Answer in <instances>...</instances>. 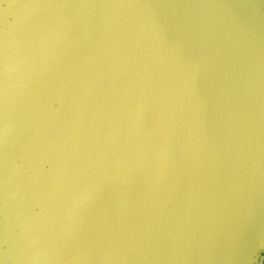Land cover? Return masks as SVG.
<instances>
[{
  "label": "water",
  "instance_id": "95a60500",
  "mask_svg": "<svg viewBox=\"0 0 264 264\" xmlns=\"http://www.w3.org/2000/svg\"><path fill=\"white\" fill-rule=\"evenodd\" d=\"M0 32L51 198L4 264H258L264 0H0Z\"/></svg>",
  "mask_w": 264,
  "mask_h": 264
},
{
  "label": "rangeland",
  "instance_id": "374dc122",
  "mask_svg": "<svg viewBox=\"0 0 264 264\" xmlns=\"http://www.w3.org/2000/svg\"><path fill=\"white\" fill-rule=\"evenodd\" d=\"M2 37H3V34L0 32V42H1L0 43V66L2 67V68L0 67V98L3 95V98L0 99V105H1L0 106V151H1L0 152V157H1L0 158V164H1L0 165V171L3 172V173L0 172V182H1L2 186H5L4 184H6V192L8 193V194L5 193V197H6V200H7V206H5L6 209L5 208L3 209V200L2 199L0 200V215H2L4 213V216H0V234H1L0 236L2 237L0 239V249H2V251H4L5 248L1 244V242L4 239L3 233L6 234V235L8 234V236H9V238L11 240L12 238H14L13 236L16 235V230L20 226L21 227L19 229H22V226L24 224V223L21 224L22 220L26 219V215H27V213L25 212L26 208L24 206H26L30 210V212L32 213L33 218L31 216V220L33 219V221L37 222L39 220H42L43 215H44V209H45V207L47 205L50 204L51 198H50L49 194L47 195L46 189L44 188V190H43V184L41 183V180H39V178L37 176L38 175V172H37L38 170H37L36 164L35 163L31 164V166L29 167L28 173L25 172L26 165H28L29 160H30V156H29V154L27 153V151L24 148H27L30 145H28L29 143L26 142V140L22 139L23 137H20L21 135L22 136L24 135V132H23V129H22L23 127H21L23 122L20 121L19 118L32 117V114H31L30 110H28V108L24 107L25 106L24 105L25 104V98L21 99L19 97V96H22L21 93H24V90L19 89V88H17V90L15 89V80L18 79L19 77L15 73H13L11 68H10V67H12V68L14 67V64H13L14 61H10L11 63L9 62L6 45H5V43H3ZM7 42H8V46L11 47L12 44H11V39L10 38H7ZM2 59H4V60H2ZM1 61L4 62L5 65ZM7 62H8V64H7ZM5 70H7V71H5ZM25 71H27V72L24 75H23V73L20 75V78L22 80H26V78L27 79L31 78V74L27 70L26 67H25ZM8 76H9V78H8ZM22 107L24 108V110L22 112H20ZM40 113H41V111H40ZM39 119H40V123L42 124L43 120L40 117H39ZM15 120L16 121L18 120V124L15 123L16 122ZM2 121H3V123H2ZM42 126H43V128H45L44 124H42ZM11 137L14 138V141H16L17 143L16 142L11 143V141L9 140L8 141L9 142V144H8L9 146L8 147L10 149L7 152V155H4L5 151H2V150L5 149L7 140L10 139ZM15 137L17 139H15ZM21 140H23L22 143H20ZM5 141H6V143H5ZM18 143H19V148H17L18 150H16V146H18ZM19 149L22 150V151L19 152L21 154L20 155L21 157L19 156L20 159L18 157ZM29 151L31 152V150H29ZM2 152H3V155H2ZM16 153H18V154L16 155ZM9 155H10V158H9ZM26 155H28V156L26 157ZM2 156H4V160H6L7 166H8V164L11 163L7 167V173H8L7 175L8 176L6 177V179L8 177H11L10 179H13L14 183H13V181H9V178L7 179L8 181H6V179H5V172L3 171L4 168H3V163H2ZM25 158H27V162H28L27 164H26V159ZM22 159L23 160L25 159L24 162H23ZM8 160H9V162H8ZM1 166H2V168H1ZM17 166H19V167H21L23 169H19V167H17ZM15 170L18 171V172H16ZM33 171L34 172L36 171V172L34 173ZM10 173L13 175L14 178L12 177V175ZM27 174H29V175H27ZM3 175H4V177H3ZM18 179H20V180H18ZM15 181H16V183H15ZM8 185L9 186L12 185V189L16 193L13 191V194H12V191H10L9 187H7ZM14 188H16V189H14ZM20 192L21 193L23 192V193L21 194ZM0 193H1V187H0ZM10 193H11V195H10ZM20 197H22L23 202H24V203L22 202V204L20 203L21 206L19 205V202H18V199ZM7 198H10V199H7ZM13 200H15V201H13ZM10 204L13 207L16 206V207L21 208V209H18V210L11 209L12 207L9 206ZM8 207H10L11 211H10V209H8ZM12 212L14 214H12ZM9 213L12 214L13 216L12 215L9 216ZM15 213H17V214L15 215ZM17 222H18V224H17ZM10 232L13 233V234H11ZM11 242L8 243V247H10V246H12V247H10L8 249H9V251H14L15 250L16 241L13 240ZM13 256L15 257V253H13ZM14 257H12L13 258L12 259L13 262H14V259H15ZM4 262L5 261L3 260L2 256H1V252H0V264H4ZM258 264H264V249L260 253Z\"/></svg>",
  "mask_w": 264,
  "mask_h": 264
},
{
  "label": "bare ground",
  "instance_id": "6f19581e",
  "mask_svg": "<svg viewBox=\"0 0 264 264\" xmlns=\"http://www.w3.org/2000/svg\"><path fill=\"white\" fill-rule=\"evenodd\" d=\"M0 43H1V42H0ZM2 46H3V45H2ZM4 46H5V45H4ZM7 46H8V45H7ZM4 50H5V49H4ZM4 56H5V55H4ZM2 60H4V59H2ZM1 62H2V61H1ZM5 62H6V61H5ZM9 62H10V61H9ZM2 63H4V62H2ZM10 63H11V62H10ZM7 64H8V62H7ZM13 64H15V62H14ZM4 65H5V63H4ZM7 66H8V65H7ZM7 66H6V67H7ZM9 66H10V65H9ZM11 66H12V65H11ZM0 67H1V66H0ZM1 68H2V67H1ZM10 68L12 69V67H10ZM2 71H3V70H2ZM5 71H7V70H5ZM7 75H8V74H7ZM8 78H9V76H8ZM13 82H14V81H13ZM13 84H14V83H13ZM12 86H13V85H12ZM6 87H7V86H6ZM8 87H9V86H8ZM11 88H12V87H11ZM6 91H7V90H6ZM10 91H11V90H10ZM9 94H10V93H9ZM14 95H15V94H14ZM2 98H3V95H2V97H1L0 99H2ZM5 98H6V97H5ZM2 102H3V101H2ZM8 103H9V102H8ZM1 104H2V103H1ZM5 105H6V104H5ZM0 106H1V105H0ZM3 106H4V105H3ZM3 109H4V108H3ZM28 110H29V109H28ZM28 110H27V111H28ZM3 112H4V111H3ZM38 112H39V110H38ZM39 113H40V112H39ZM13 115H14V114H13ZM20 116H21V115H20ZM2 123H3V121H2ZM7 123H8V122H7ZM41 127L43 128L42 125H41ZM44 129H45V128H44ZM22 134H23V133H22ZM23 136H24V135H23ZM23 136L21 135L20 137H23ZM15 138H16V137H15ZM22 139H23V138H22ZM5 142H6V141H5ZM15 142H16V141H15ZM18 142H19V141H18ZM11 143H12V142H11ZM16 143H17V142H16ZM8 144H9V142H8ZM27 144H28V143H27ZM28 145H29V144H28ZM10 146H11V145H10ZM23 146H24V145H23ZM17 148H19V143H18V146H16V150H18ZM20 151H22V150L19 149L18 153H19ZM0 152H1V151H0ZM24 152H25V151H24ZM18 153H16V155H17ZM21 153H22V152H21ZM10 154H11V153H10ZM13 154H14V153H13ZM6 155H7V154H6ZM20 155H21V154L19 153L18 157H19ZM13 156H14V155H13ZM22 156H23V155H22ZM27 156H28V155H26V157H27ZM2 157H3V156H2ZM14 157H15V156H14ZM16 157H17V156H16ZM20 157H21V156H20ZM20 157H19V159H20ZM0 158H1V157H0ZM7 158H8V157H7ZM9 158H10V155H9ZM13 159H14V158H13ZM16 159H17V158H16ZM25 159H26V164H27V163H28V162H27V158H25ZM25 159H24V160H25ZM28 159H29V158H28ZM22 160H23V159H22ZM24 160H23V162H24ZM8 162H9V160H8ZM2 163H3V162H2ZM10 164H11V163H10ZM10 164H8V166H9ZM0 165H1V164H0ZM20 165H21V164H20ZM23 165H24V164H23ZM8 166H7V167H8ZM11 166H12V165H11ZM11 166H10V167H11ZM17 167H19V166H17ZM23 167H24V166H23ZM1 168H2V166H1ZM15 168H16V167H15ZM16 169H17V168H16ZM19 169H23V168L19 167ZM25 170H26V169H25ZM15 171H16V170H15ZM21 171H22V170H21ZM0 172H2V171H0ZM9 172H10V171H9ZM16 172H18V171H16ZM33 172H34V171H33ZM35 172H36V171H35ZM35 172H34V173H35ZM7 174H8V173H7ZM10 174H11V173H10ZM10 174H9V175H10ZM11 175H12V174H11ZM27 175H29V174H27ZM5 176H6V175H5ZM7 176H8V175H7ZM7 176H6V177H7ZM37 176H38V175H37ZM3 177H4V175H3ZM12 177H13V175H12ZM16 177H17V176H16ZM8 178H9V181H13V179H10L11 177H8ZM8 178H7V179H8ZM13 178H14V177H13ZM7 179H6V181H8ZM18 180H20V179H18ZM18 180H17V181H18ZM13 183H14V181H13ZM15 183H16V181H15ZM15 185H16V184H15ZM21 185H22V184H21ZM7 187H9L10 191H12V194H13V191H14V190L12 189V185H11V186L8 185ZM15 187H16V186H15ZM22 187H23V186H22ZM14 189H16V188H14ZM22 190H23V189H22ZM20 191H21V190H20ZM14 192H15V191H14ZM6 193H7V192H6ZM15 193H16V192H15ZM20 193H21V192H20ZM22 193H23V192H22ZM22 193H21V194H22ZM7 194H8V193H7ZM10 195H11V193H10ZM17 195H18V194H17ZM14 197H15V196H14ZM7 199H10V198H7ZM14 199H15V198H14ZM48 199H49V198H48ZM6 201H7V200H6ZM8 201H9V200H8ZM13 201H15V200H13ZM8 203H9V202H8ZM19 205L21 206V204H19ZM23 205H24V204H23ZM6 206H7V205H6ZM9 206L12 207L11 209H14V210L21 209V208H18V207H16V206L13 207V206H11V204H10ZM10 207H8V209H10ZM24 207H25V206H24ZM4 208H5V207H4ZM25 208H26V207H25ZM5 209H6V208H5ZM11 209H10V211H11ZM12 211H13V210H12ZM4 212H5V211H4ZM7 212H8V211H7ZM15 212H16V211H15ZM21 212H22V211H21ZM5 213H6V212H5ZM12 214H14V213L12 212ZM12 214L9 213V216L12 215ZM16 214H17V213H15V215H16ZM20 214H21V213H20ZM7 216H8V215H7ZM12 216H13V215H12ZM15 224H16V223H15ZM17 224H18V222H17ZM6 226H7V225H6ZM20 227H21V226H20ZM20 227H19V228H20ZM13 232H14V231H13ZM10 233H11V232H10ZM3 234H4V233H3ZM11 234H13V233H11ZM0 235H1V234H0ZM3 236H6V234H4ZM13 237H14V236H13ZM1 238H2V237L0 236V239H1ZM10 242H11V241H10ZM8 243H9V242H8ZM9 245H10V244H9ZM10 247H12V246H10ZM10 247H9V248H10ZM12 259H13V258H12ZM12 261H13V260H12Z\"/></svg>",
  "mask_w": 264,
  "mask_h": 264
}]
</instances>
